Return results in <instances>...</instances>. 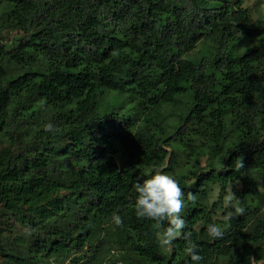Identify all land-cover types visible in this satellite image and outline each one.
I'll return each instance as SVG.
<instances>
[{"label":"trees","instance_id":"obj_1","mask_svg":"<svg viewBox=\"0 0 264 264\" xmlns=\"http://www.w3.org/2000/svg\"><path fill=\"white\" fill-rule=\"evenodd\" d=\"M246 1L0 0V264H193L135 214L154 167L196 196L200 264H264V12ZM230 185L246 211L227 221Z\"/></svg>","mask_w":264,"mask_h":264},{"label":"clouds","instance_id":"obj_2","mask_svg":"<svg viewBox=\"0 0 264 264\" xmlns=\"http://www.w3.org/2000/svg\"><path fill=\"white\" fill-rule=\"evenodd\" d=\"M44 130L54 134L57 128L53 123L48 122ZM242 167V158H237L234 163L235 170L239 171ZM133 188L137 194L134 202L135 214L139 219L153 220L157 223L158 245L170 250L173 241L183 239L186 255L190 257L193 264H200L203 257L199 254V245L193 240V233L186 230L187 221L183 218L187 203H195L196 196L188 192L186 198L179 180L159 167H154L146 173L142 182L138 179ZM223 203L228 210L227 221L245 214L246 209L242 206L239 197L231 190L224 196ZM112 221L118 227L123 226V219L119 214H113ZM225 230V227L216 223L207 226L208 236L212 240L223 238Z\"/></svg>","mask_w":264,"mask_h":264},{"label":"rangeland","instance_id":"obj_3","mask_svg":"<svg viewBox=\"0 0 264 264\" xmlns=\"http://www.w3.org/2000/svg\"><path fill=\"white\" fill-rule=\"evenodd\" d=\"M246 5L251 8L252 13H253V19L261 18V14H262V12H264V0H247L246 1ZM253 19H252V21H253ZM5 34L8 37V40L15 39V38H17L20 35V33L18 31H16V30H7V31H5ZM193 52L187 54V56L188 57H192L193 56ZM195 52H197V54L202 53L200 51V49L195 50ZM219 162L220 161H218L217 163L219 164ZM236 187L239 188L240 185L237 184ZM232 188H233V186L230 185L229 186V191L230 190L232 191ZM218 196H219V189L216 188L214 190V192L212 193L211 202H214V201L218 200ZM217 217L218 218H226L227 214L225 215L223 213V210H221V211L218 212ZM112 254L113 255H110L107 259H104L102 264H121L120 262H115L114 259H113V258L117 257L118 253L117 252L114 253V251H113ZM81 264H83V263H81Z\"/></svg>","mask_w":264,"mask_h":264}]
</instances>
